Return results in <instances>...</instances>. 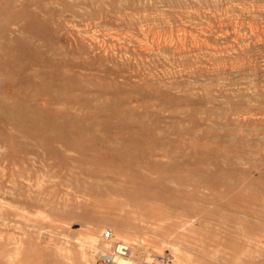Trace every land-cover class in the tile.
I'll return each mask as SVG.
<instances>
[{"label":"rangeland","instance_id":"obj_1","mask_svg":"<svg viewBox=\"0 0 264 264\" xmlns=\"http://www.w3.org/2000/svg\"><path fill=\"white\" fill-rule=\"evenodd\" d=\"M106 229L264 264V0H0V264Z\"/></svg>","mask_w":264,"mask_h":264},{"label":"built area","instance_id":"obj_2","mask_svg":"<svg viewBox=\"0 0 264 264\" xmlns=\"http://www.w3.org/2000/svg\"><path fill=\"white\" fill-rule=\"evenodd\" d=\"M112 238L111 230H103L101 234V239L109 240ZM130 252V246L124 241H113L112 244L102 251L101 257L103 260L109 262L112 261L115 257L126 256ZM153 264H179L174 259L168 255H158L155 256L152 260Z\"/></svg>","mask_w":264,"mask_h":264},{"label":"bare ground","instance_id":"obj_3","mask_svg":"<svg viewBox=\"0 0 264 264\" xmlns=\"http://www.w3.org/2000/svg\"><path fill=\"white\" fill-rule=\"evenodd\" d=\"M74 115V114H73ZM196 149V148H195ZM203 160V159H202ZM157 187V186H156ZM214 193V192H213ZM166 199V198H165ZM174 204V203H173ZM232 213V212H231ZM125 231V232H123ZM186 231V230H185ZM112 232L114 235L120 237L124 236L126 233V230H122L120 227L115 226L112 227ZM100 240V239H99ZM115 240V237H112L109 240H103L101 239L100 242L104 243L105 249L108 248L109 243L113 242ZM98 242V241H97ZM99 244V243H98ZM102 246V245H101ZM140 246V245H139ZM172 253L174 255V260L179 263V264H207V263H202L201 261L197 259H192L189 254H182L180 253V248L176 245L171 246ZM104 250V249H103ZM131 252L133 248L131 247ZM67 254V253H66ZM89 257V256H87ZM65 263V262H64ZM109 264H137L136 259L132 258L131 256H120V257H115L112 261H109ZM148 264H153L152 261H150Z\"/></svg>","mask_w":264,"mask_h":264}]
</instances>
